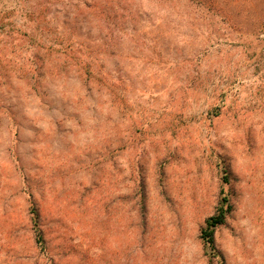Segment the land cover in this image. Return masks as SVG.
Masks as SVG:
<instances>
[{
	"label": "rangeland",
	"instance_id": "374dc122",
	"mask_svg": "<svg viewBox=\"0 0 264 264\" xmlns=\"http://www.w3.org/2000/svg\"><path fill=\"white\" fill-rule=\"evenodd\" d=\"M90 2L0 0V264H264V0Z\"/></svg>",
	"mask_w": 264,
	"mask_h": 264
},
{
	"label": "trees",
	"instance_id": "16d2710c",
	"mask_svg": "<svg viewBox=\"0 0 264 264\" xmlns=\"http://www.w3.org/2000/svg\"><path fill=\"white\" fill-rule=\"evenodd\" d=\"M93 2H90L88 5L91 9L98 10L99 13L107 14L112 12V15L110 18L115 17V10L114 8L117 7V4H121L122 0H91ZM198 2L202 4H208V5H216L217 0H197ZM106 16V15H105ZM231 210V204L229 203V200L224 196L220 200L216 211L213 215L207 217L204 222V226L202 227V239L205 247L213 248L214 249V231L215 229L223 224L226 220V217L228 213ZM30 222L34 231V237L35 241L42 245L44 243V236L42 229L39 225V212L35 206V204H32L30 208Z\"/></svg>",
	"mask_w": 264,
	"mask_h": 264
}]
</instances>
